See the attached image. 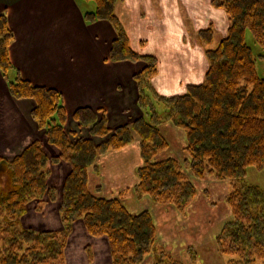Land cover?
Here are the masks:
<instances>
[{
    "label": "trees",
    "instance_id": "1",
    "mask_svg": "<svg viewBox=\"0 0 264 264\" xmlns=\"http://www.w3.org/2000/svg\"><path fill=\"white\" fill-rule=\"evenodd\" d=\"M87 1L94 3L95 11L85 19L107 21L116 33L108 61L144 63L133 75L137 106L143 115L112 130L103 115L98 118L88 108L79 109L73 118L87 127L89 136L71 141L68 134L72 132L64 128L67 117L61 93L35 86L15 71L9 57L14 34L6 15L0 14V74L12 98L33 100L31 117L45 131L46 143L58 151L51 159L41 142L34 140L11 159L0 157V264H65L67 238L76 221H81L89 236L106 238L111 264H143L147 257L150 264H187L158 242L147 211L132 213L123 205L127 190L107 199L98 189H89L88 173L97 158L126 147L133 134L139 139L142 159L136 170L137 183L130 190L137 199L148 196L154 204L171 205L183 214L197 194L184 167L194 179L208 176L226 184L231 220L216 237L217 251L226 257L225 264H264V193L246 181L248 167L264 164V78L258 76L245 42L248 31L264 48V0L215 2L228 17L226 36L212 48L208 46L210 31L199 33L200 42L208 46L204 79L173 97L159 96L153 90L157 61L130 48L114 12L116 0ZM13 69L16 76L11 80L7 75ZM153 101L161 103L163 114L157 113ZM162 122H171L184 132L183 151L188 157L184 165L170 157L156 159L168 147L158 128ZM94 138L105 140L95 144ZM59 162L69 166L58 207L62 231L23 228L20 220L28 204L36 201L40 210L45 197L49 202L57 199L47 182L49 166Z\"/></svg>",
    "mask_w": 264,
    "mask_h": 264
},
{
    "label": "crops",
    "instance_id": "2",
    "mask_svg": "<svg viewBox=\"0 0 264 264\" xmlns=\"http://www.w3.org/2000/svg\"><path fill=\"white\" fill-rule=\"evenodd\" d=\"M216 1H115L114 12L123 26L130 48L139 55L154 56L157 61V73L151 84L158 95L180 96L188 86L202 83L208 68L205 50L226 36L229 23L225 11L215 5ZM86 2L0 0V14L6 15L15 38L9 47L15 71L35 86L59 91L68 117L66 131L79 132L81 136H84L83 129L76 127L78 123L72 120V115L79 109L88 108L98 117L105 110L107 124L111 128L127 125L140 116L130 114L137 107V86L133 75L144 66L143 62L108 61L116 33L107 21L85 19L86 14L95 11V6L86 9ZM205 30L211 33L208 46L203 45L199 38V33ZM33 107L34 102L30 99H13L0 74V157H14L31 141L44 139L30 118ZM176 129L179 128L171 123L161 126L165 141L172 144L181 142L183 136L176 134L175 131H180ZM141 165L139 139L133 136L126 147L108 151L97 158L94 167L89 170L88 185L94 179L92 191L98 189L99 195L107 199H111L115 192L125 190L130 198V190L137 183L136 170ZM54 166H49L51 176ZM54 182H59L57 176ZM57 201L58 198L53 203ZM48 207L45 203L39 212L32 214L27 210L21 217L20 225L38 232L62 231L59 204L55 211ZM138 209L130 211L141 212ZM80 222L73 224L67 238L65 264H70L69 246L75 231L89 240L79 254L81 262L87 261L84 252L89 248L96 262L105 264L102 253L105 248L111 264L106 238L90 236L89 239ZM143 264L150 263L145 261Z\"/></svg>",
    "mask_w": 264,
    "mask_h": 264
},
{
    "label": "rangeland",
    "instance_id": "3",
    "mask_svg": "<svg viewBox=\"0 0 264 264\" xmlns=\"http://www.w3.org/2000/svg\"><path fill=\"white\" fill-rule=\"evenodd\" d=\"M85 6L86 9L94 8V3L87 1L85 3ZM218 42L215 45L214 44L213 45L216 46ZM245 42L247 46L250 48L251 53L255 59V67L258 76L264 78V48L255 43L252 35L248 31L245 34ZM214 46H212V48ZM138 62H142V61H138ZM156 69H157V65H156ZM7 76L9 79H13L16 76V73L11 70L9 71V74ZM124 84H128V83H124ZM175 84L176 82L173 83V85ZM20 100H27V99H20ZM153 102L157 113L160 115L163 114L164 108L161 105V103L157 101H153ZM132 106L134 107V105ZM131 108L129 107V110H132ZM132 111L133 112L130 113L132 114V116L143 115L142 111L138 109V106L134 107ZM65 114L67 117L66 112ZM101 115H103L104 118H106V111L105 110L104 112L102 111L100 113V117ZM30 118L33 121L31 117V113H30ZM72 120L78 123L76 124V127L83 129L82 133L84 136H81L82 134L80 135L79 132L77 133L72 132V136L68 134L70 140L75 141L77 138H87L89 136V130L87 129V127L81 125L77 120H75L73 118V115H72ZM128 123L130 124V122ZM166 123H171V122H162L159 124L158 128L160 133L162 131L160 130L161 126H164ZM34 124L36 125L35 122ZM106 125L109 129L112 130L115 129L109 127V125L107 124V118H106ZM64 128L66 131L65 125ZM176 130L181 131V132L175 131L176 134L183 136L180 139L181 142L179 143V141H175L173 142L174 144H172L168 142V140H166L168 144L167 149L162 153H160L156 159L164 160L170 157L175 159L181 165H184V162L188 160V157L183 151V148L185 147L186 138L184 132L181 129H176ZM39 131H40L39 133L40 136L44 135L45 132L44 130H39ZM109 135L107 137H109ZM133 136L135 135L133 134ZM103 140L105 139L99 138L96 139L95 141L94 138V143L96 144L102 142ZM40 141L47 156L51 159L56 158L58 155V151L54 147L49 146L46 143L45 136L44 139ZM181 144L184 145L182 146ZM49 150H51V152ZM5 157L6 156H4V158ZM6 158L11 159L12 156ZM184 169L186 175L188 176L191 183L195 187L197 194L194 200L192 201V203L187 207L186 211L183 214L181 212L179 213L171 205L153 204L148 196H142L141 198L137 199L132 192L130 198L129 195H127L126 199H124L125 201H123L122 203L129 211L130 210L134 211L133 210L134 208L135 209L140 208L138 209V211L141 212L147 211L151 215L153 222L155 223L156 228L158 229V230L156 229V232L158 233L157 234L158 242L164 246L167 252H171L175 256L178 255V257L176 256L177 259L180 260L181 258L182 261H185L187 264H225L226 257L222 256L217 251L216 237L220 233V230L222 229L223 225L231 220V211L225 202V196L227 193L226 184L218 182L213 178L211 179V177L208 176L204 177L202 180L194 179L189 169L187 167H184ZM53 170L54 172L52 176L50 175V177L48 178L47 184L49 188L54 189L55 192L57 191L56 198H58V201L56 203L49 202V200L45 197L41 205L48 203L49 206L48 208H53V210L55 211L58 207V204H60V200H59L60 192H61L60 188L62 187L63 178L69 173V166L63 162H59L55 164ZM56 176L59 180L58 183L54 182ZM246 181L252 185L258 186L261 189V191L264 193V164L260 167H255V166L248 167L246 170ZM93 186H94V179L93 180L91 179L89 181V189L91 191L94 189ZM118 194L119 193L115 192L110 196V198H118ZM38 208L39 207L37 206L36 201L31 202L27 206V210L31 214L35 212H39ZM83 232L86 231L83 229ZM72 234H73V238L69 246L70 264H98L95 260V257L90 255L89 248H87L88 250L84 252L86 254L87 261L81 262L79 258V254L81 253V251H83L82 247L88 244V242L86 241L89 240L86 237L80 235L78 231L72 232ZM103 250L104 251H102V253H103L104 263L110 264L108 262V257H107L108 254L105 252V248H103ZM187 250H188V254L186 255ZM77 255L78 257H76ZM191 255H195L196 257L195 260L191 259ZM145 261L147 262L149 261V263H151V258L147 257Z\"/></svg>",
    "mask_w": 264,
    "mask_h": 264
}]
</instances>
